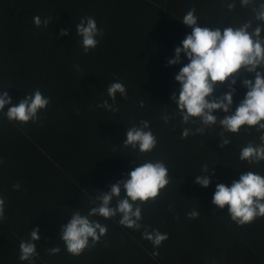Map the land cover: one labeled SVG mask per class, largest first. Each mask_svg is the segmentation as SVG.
I'll return each instance as SVG.
<instances>
[{
    "label": "trees",
    "instance_id": "trees-1",
    "mask_svg": "<svg viewBox=\"0 0 264 264\" xmlns=\"http://www.w3.org/2000/svg\"><path fill=\"white\" fill-rule=\"evenodd\" d=\"M230 3L236 4L233 10ZM193 8L200 27L258 23L252 5L240 7V0H0V91L14 104L37 89L50 100L36 122L23 126L8 121L3 113L8 106L0 112V197L5 200L0 264H264V217L238 226L227 207L212 204L217 184L230 186L246 171L264 176V161L250 165L239 159L249 142L260 144L264 130L242 126L235 134L225 133L230 143L220 148L218 123L181 139L183 128L194 131L195 126L172 114L176 106L170 97L179 87L174 75L188 61L183 54L179 65L167 61L191 34L182 19ZM35 16L51 18L48 26H34ZM84 17L94 18L104 33L87 54L76 34ZM61 29L71 31L60 36ZM113 82L123 83L127 92V99L116 95L115 113L97 106L103 100L113 104L107 95ZM234 87L233 110L246 94L240 80ZM225 91L227 84L215 95ZM164 115L171 119L165 122ZM142 120L150 122L157 139L156 147L143 154L123 145L127 128ZM148 161L163 162L170 182L155 202L141 205L142 227L120 226L119 215L91 217L106 225L107 233L94 246L90 239L81 255L68 254L59 233L73 212L87 215L98 193ZM205 164L214 175L201 188L194 179ZM14 184L20 189L13 190ZM194 209L200 215L190 220ZM36 228L38 255L22 262L19 244ZM145 228L169 238L154 248L142 238ZM51 247L60 252L50 255Z\"/></svg>",
    "mask_w": 264,
    "mask_h": 264
},
{
    "label": "clouds",
    "instance_id": "clouds-1",
    "mask_svg": "<svg viewBox=\"0 0 264 264\" xmlns=\"http://www.w3.org/2000/svg\"><path fill=\"white\" fill-rule=\"evenodd\" d=\"M252 5L253 19L257 21L253 27V20H248L239 27L208 28L198 26V17L195 9H190L182 19V24L191 28V34L186 35L180 46L175 47L173 58L167 61L168 66L182 63L181 54L188 63L182 66L174 75L175 82L179 85L170 97L176 106L173 115H179L185 125H194L191 128H183L181 139L190 135L203 134L206 129L217 123L222 132L220 148L230 143L225 133H237L242 126H248L245 131L256 127V131L264 130V2L257 4L253 0H240V7ZM229 10L236 7L235 3L227 5ZM51 18L43 21L40 16L33 17V24L39 28L42 24L47 27ZM71 30H60V36H67ZM76 34L81 38L83 52L96 48L99 43L98 36L104 35L102 29H98L97 23L92 17H84L76 25ZM78 70V66H77ZM251 75L254 78L248 79ZM237 80L246 89L242 101L233 110V96ZM227 84V91L222 95H215L218 88ZM127 99L126 88L121 82H113L107 88V95L113 101L103 100L97 105L113 113L118 112L114 106L116 95ZM50 103L37 89L32 94L24 96L17 103H13L6 91H0V112H3L9 122H15L21 126L36 122L38 112L46 108ZM143 106V101L141 102ZM222 112V118L214 115ZM195 118V119H194ZM162 119L168 122L171 115H164ZM260 144L249 142L239 154L241 161L248 164H257L264 161V135L259 137ZM157 144V139L150 129V122L140 121L139 126L133 125L126 130V139L123 145L139 153L151 152ZM201 175L195 176L194 183L201 188H207L211 183L208 165H204ZM170 182L169 169L160 161H148L135 167L127 174V179L117 181L111 185L108 192L98 193L94 205L87 215H82L79 210L74 211L70 220L61 228L59 236L68 254L79 256L89 248L91 239L94 246L100 238L107 233V226L91 219L100 216L105 219L119 215L118 223L126 229L139 230L142 225V208L145 202H155ZM20 185L14 184L13 190H19ZM124 193L122 196L121 193ZM115 200V206H113ZM139 201L140 205L135 202ZM212 204L220 210L227 207L231 220L238 226L252 223L258 217H264V176L253 171L243 172L238 180H234L230 186L219 183L212 197ZM5 200L0 197V219L4 217ZM200 213L192 210L188 213V219L198 218ZM39 229L30 232V239L22 240L19 244L20 261H30L37 256L36 241L40 239ZM142 238L151 242L154 248H159L169 237L167 233L159 230L151 232L145 228ZM60 252L59 247L49 248L50 255ZM153 255H158L154 252Z\"/></svg>",
    "mask_w": 264,
    "mask_h": 264
}]
</instances>
